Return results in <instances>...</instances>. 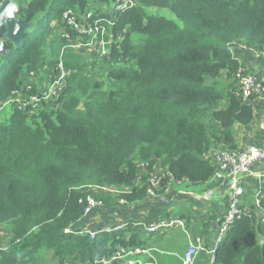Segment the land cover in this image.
<instances>
[{
    "label": "trees",
    "instance_id": "trees-1",
    "mask_svg": "<svg viewBox=\"0 0 264 264\" xmlns=\"http://www.w3.org/2000/svg\"><path fill=\"white\" fill-rule=\"evenodd\" d=\"M14 1L34 26L18 47L6 39L0 107L31 72L39 82L53 73L65 10L100 5L97 12L113 21L105 34L113 45L105 56L67 48L61 97L38 109L14 104L0 119V226L8 232L0 227V263L93 264L121 245H145L128 227L99 229L94 238L77 233L88 197L107 207L122 198L145 201L156 165L178 180L205 183L216 170L210 151L239 149L236 125L252 126L257 106L242 96L236 72L243 61L231 46L264 51V0H137L113 12L114 0ZM256 133L251 143L258 145L264 129ZM140 162H149L141 180ZM250 180L242 199L250 214L232 224L213 264H264V180L262 208L254 198L258 181Z\"/></svg>",
    "mask_w": 264,
    "mask_h": 264
},
{
    "label": "built area",
    "instance_id": "built-area-1",
    "mask_svg": "<svg viewBox=\"0 0 264 264\" xmlns=\"http://www.w3.org/2000/svg\"><path fill=\"white\" fill-rule=\"evenodd\" d=\"M5 0L0 1V8L3 6ZM137 0H114L109 8L110 12L119 11L133 5ZM101 8L98 5V9ZM97 9V10H98ZM105 9H108L107 7ZM97 10H88L85 12H76L73 9H67L62 16L63 26L60 28V39L63 41L60 48V53L56 59L54 71L50 74L47 80L39 82L35 72H31L28 81L24 86L16 88L12 91L9 98L0 107L2 110L8 107L14 108L17 104L19 108H24L32 104L34 108H40L45 102L54 104L53 101L60 98L67 86L68 70L65 63L62 61V55L67 48L79 49L81 47L90 50L96 55H109L113 43L105 39V34L108 32V25L113 21L108 19ZM102 12V11H101ZM75 35V37H73ZM233 55L241 62L244 54L247 51L254 52L258 57L264 60V51L247 49L241 42H235L231 46ZM242 63V62H241ZM237 83L244 99L254 98L256 106L264 104V79H261L256 73L249 71L247 67L242 65L236 72ZM34 87H37L39 93L32 94ZM26 90V92H24ZM261 128L264 129V119L261 122ZM213 163L216 165V170L211 180H226L229 183L231 192L229 195V204L224 214L219 232L217 235V245L226 237L229 229L236 219L244 214H250V210L242 207V199L244 197V186L242 176L246 174H253L258 181V189L255 192V204L262 208V184L264 180V173H255L254 166L256 163L264 160V137L260 144H248L245 147L237 150L230 149H213L208 154ZM149 165V162L138 163V170L141 180L143 174ZM182 182L178 180L175 175L164 170L160 166H155V172L149 176V187L147 198L152 199L157 196L161 189L168 190L172 183ZM127 203L124 198L120 199V204ZM106 207L103 200L94 197H88V204L85 207L83 218L78 222V227L75 229L77 233L89 234L92 238L96 236L97 230L92 225V213L95 209ZM91 215V216H90ZM264 221V216H263ZM142 225L145 231L151 235L161 230L172 229L180 226L186 230V223L183 219L178 217L164 216L155 218V220L147 223L145 221L137 223ZM125 227V223L117 224L109 228H100L101 231L119 230ZM74 231L72 228H67L65 232ZM194 239V238H193ZM192 239V240H193ZM190 241L184 256L182 258L183 264H194L199 252L204 249L202 238H197L195 241ZM154 249L149 245L139 246H119V248L111 255L104 256L96 260L93 264H157L154 257ZM215 253V252H214ZM1 264V263H0ZM92 264V263H90Z\"/></svg>",
    "mask_w": 264,
    "mask_h": 264
},
{
    "label": "crops",
    "instance_id": "crops-1",
    "mask_svg": "<svg viewBox=\"0 0 264 264\" xmlns=\"http://www.w3.org/2000/svg\"><path fill=\"white\" fill-rule=\"evenodd\" d=\"M256 56V57H255ZM262 59V58H261ZM254 52L244 53L245 66L264 79V61ZM264 104L256 107L257 116L252 126L236 125L239 149L255 139L256 132L261 127L264 117ZM254 172L264 173V162L256 163ZM243 183H253L254 176H242ZM231 189L226 180H210L201 184L190 181L174 182L168 190L157 193L154 199L133 201L118 206L95 209L92 214V225L95 230L113 227L125 223L126 234L138 233L145 245L154 249L157 264H183V256L190 241L202 238V249L197 258L202 264H213L217 235L224 214L229 204ZM178 217L186 223V230L180 226L149 236L142 225L137 223L149 222L158 217ZM131 223V224H129ZM8 234L6 230L3 231ZM131 247V246H130ZM196 261V260H195Z\"/></svg>",
    "mask_w": 264,
    "mask_h": 264
},
{
    "label": "water",
    "instance_id": "water-1",
    "mask_svg": "<svg viewBox=\"0 0 264 264\" xmlns=\"http://www.w3.org/2000/svg\"><path fill=\"white\" fill-rule=\"evenodd\" d=\"M19 7L14 0H5L0 8V31L6 28L5 39L0 37V55L6 56L8 48L6 39L12 41L16 47L23 43L26 34L33 28V23L18 15Z\"/></svg>",
    "mask_w": 264,
    "mask_h": 264
},
{
    "label": "rangeland",
    "instance_id": "rangeland-1",
    "mask_svg": "<svg viewBox=\"0 0 264 264\" xmlns=\"http://www.w3.org/2000/svg\"><path fill=\"white\" fill-rule=\"evenodd\" d=\"M159 11V13H161L162 15H165L166 17H168V18H170V19H173V20H175L176 22H178V23H181V21L176 17V15L175 14H173L170 10H168V9H161V10H157V12ZM256 57V56H255ZM261 79H263L260 75H258ZM259 105H261V104H259ZM262 109H264V108H262ZM8 113H10V109L8 108V109H6V110H3V111H1L0 112V119L1 118H4L5 116H7V114ZM264 114V113H263ZM264 119V117H262V120ZM2 120V119H1ZM262 122V121H261ZM238 126V125H237ZM240 126H242V128H244V125H240ZM262 162H264V160H262ZM152 199H154V198H152ZM2 229H6L7 228V226L6 225H1L0 226ZM47 248L48 247H44L42 250H41V254H40V257L46 252V250H47ZM54 255V254H53ZM45 259H48L47 257H45ZM48 261V260H47ZM46 261V262H47ZM44 264H51V262H48V263H44Z\"/></svg>",
    "mask_w": 264,
    "mask_h": 264
},
{
    "label": "clouds",
    "instance_id": "clouds-1",
    "mask_svg": "<svg viewBox=\"0 0 264 264\" xmlns=\"http://www.w3.org/2000/svg\"><path fill=\"white\" fill-rule=\"evenodd\" d=\"M34 25V24H33ZM242 57H243V59H244V55L242 54ZM242 59V61L244 62V60ZM244 65H245V63H244ZM248 69V68H247ZM249 70V69H248ZM250 71V70H249ZM219 245V244H218Z\"/></svg>",
    "mask_w": 264,
    "mask_h": 264
}]
</instances>
